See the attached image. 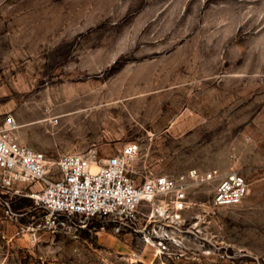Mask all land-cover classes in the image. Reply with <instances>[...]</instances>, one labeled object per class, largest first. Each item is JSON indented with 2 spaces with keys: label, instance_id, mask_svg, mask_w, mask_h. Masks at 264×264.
<instances>
[{
  "label": "rangeland",
  "instance_id": "374dc122",
  "mask_svg": "<svg viewBox=\"0 0 264 264\" xmlns=\"http://www.w3.org/2000/svg\"><path fill=\"white\" fill-rule=\"evenodd\" d=\"M0 130L51 160L135 142L138 182L235 170L249 186L227 208L216 182L194 186L157 252L99 221L49 230L0 172V264H264V0H0Z\"/></svg>",
  "mask_w": 264,
  "mask_h": 264
},
{
  "label": "built area",
  "instance_id": "2783aa9c",
  "mask_svg": "<svg viewBox=\"0 0 264 264\" xmlns=\"http://www.w3.org/2000/svg\"><path fill=\"white\" fill-rule=\"evenodd\" d=\"M139 151L137 143L129 142L119 154L105 159L91 152L67 153L51 160L0 130L3 187L10 190L24 184L29 190L24 196L45 212L44 225L53 232H75L99 221L101 230L109 229L116 235L133 232L140 235L145 247L157 252L175 244L183 232L184 213L194 186L217 183L211 201L214 208L238 206L249 193L245 178L235 170L221 174L192 169L138 182L133 162ZM14 194L20 191L16 189ZM146 208L149 213H144ZM141 221L145 225L140 228ZM128 257L141 261L136 251Z\"/></svg>",
  "mask_w": 264,
  "mask_h": 264
},
{
  "label": "bare ground",
  "instance_id": "6f19581e",
  "mask_svg": "<svg viewBox=\"0 0 264 264\" xmlns=\"http://www.w3.org/2000/svg\"><path fill=\"white\" fill-rule=\"evenodd\" d=\"M10 124H11V122H10Z\"/></svg>",
  "mask_w": 264,
  "mask_h": 264
}]
</instances>
